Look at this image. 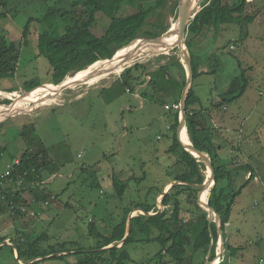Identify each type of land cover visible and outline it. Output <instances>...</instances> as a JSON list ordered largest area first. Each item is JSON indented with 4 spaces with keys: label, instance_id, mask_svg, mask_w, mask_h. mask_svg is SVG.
Instances as JSON below:
<instances>
[{
    "label": "rangeland",
    "instance_id": "rangeland-1",
    "mask_svg": "<svg viewBox=\"0 0 264 264\" xmlns=\"http://www.w3.org/2000/svg\"><path fill=\"white\" fill-rule=\"evenodd\" d=\"M42 1L46 0H14L15 4L12 9H15L17 3L25 5L19 11L17 18L13 15L15 12H9V6L6 10L0 6V14L7 12L6 16L0 19V43L2 40H6L9 43L13 42L19 48V62L15 76L0 80V115L5 112L2 106L9 109L26 110L23 106L13 107L15 97L12 94H27L28 91L25 89L31 84H39L38 87L49 84L44 86L47 89L55 87L50 85L56 84L51 83L53 67L59 62L62 55L43 53L39 45V35H44L46 41L50 42L61 35L60 29L48 21L34 22L29 29L26 44L23 40L24 26L28 18L40 16L42 13L39 8ZM47 1L49 2V0ZM177 1L179 2V0H165V4L159 9L166 27L174 26ZM35 5L38 7H34ZM123 5L125 6V3ZM151 5L154 6L155 1L125 8L123 15L134 12V9H147ZM262 17L263 15H260L259 20ZM154 20L157 18H151L150 21ZM108 23V19L100 14L96 25H94V32L97 35L103 34ZM224 27L229 28L226 31L217 30L208 37L207 45H210V50L197 61L199 72L207 69L210 73L213 68L217 69V72L199 75L194 81V91L201 99V105L207 109H214L212 112L216 115L218 111L213 108V104L222 103L220 95L227 91L233 79L241 73L239 65L241 64L242 68L247 70L250 79L248 89L238 101L226 105L228 111H224L222 108L223 120H218L214 139H217L215 142L217 145L223 147L219 153L220 156L228 158L235 146L237 152L238 148L243 149L246 158H249L250 154L254 153V149L250 147L251 142L248 145L245 143L246 139H243L242 143L237 142V139L241 134L255 143L256 138H254V134H251L253 129L249 125L246 130L243 129L239 125L242 124L240 119L234 118V116L238 114L239 118L244 120L252 112V109L264 107V82L260 74L264 75L260 67L264 60L259 49L260 40L257 39H246L239 43L236 49L231 50L234 44L232 38L234 35H238L239 28L235 25ZM253 31L254 25L250 27L251 34ZM141 39L138 41H142ZM153 39L146 38L144 40L153 41ZM20 43L23 45L20 46ZM137 43L139 42L135 44ZM47 49L53 51L49 46ZM171 51L172 49L158 55L137 54L132 64L135 62H140L139 64L153 63L161 55H166L162 59V63L166 64L169 56L174 55ZM181 53L184 52L180 51L179 58ZM48 55L52 56L49 58ZM182 58L183 67H186L184 54ZM89 72V69H86L73 77L78 79ZM176 72L177 69L172 68V74ZM140 73L142 70L135 71L136 75ZM109 77V79L99 78L96 80L97 84L93 86H89L88 83L80 85L76 83L67 89L60 90L59 92L63 93L61 102L36 97L37 101L29 104L31 109H28L27 113L0 117L1 179L8 171L9 166L12 165L10 154H17L19 160L26 150L41 152L36 149L48 148V158L62 166L61 168L59 166L61 170L56 171L53 175L45 176L43 184L31 182L20 187L21 180L19 182L10 181L9 183H13L15 191H24L29 187H46V192L50 197L52 196V201H42L39 206L32 209L22 206L21 210L24 209L23 211L29 214L25 219L14 216L15 219H19L17 224L9 219V214L0 217V237L9 236L5 241L11 246L13 244L10 239L15 235L22 236L25 234L24 232L35 235L42 246L69 242V250L64 253L70 254L67 260H46L39 264H80V259L73 253H76L78 249L94 251L99 242H102L92 233L91 224H94L96 234L108 236L113 227L122 219L124 210L133 203H155L151 213L165 210L161 193L169 191L170 186L174 184L172 179L174 173H177L174 165L181 155L179 151L177 153L169 152L175 137L172 126L176 122L173 124L172 110H166L165 106L171 107L175 99L172 92H169V88L168 95H159L160 100L155 103L140 100L142 98H136L135 94L137 91V95L141 96L142 88L137 90L136 87L133 91L130 88L124 89L122 83L118 82L119 75H110ZM10 90L15 92H8ZM207 117L201 120L202 125L213 132L210 126L211 122L207 121ZM233 122L237 125L232 126ZM31 126L34 127V134L38 136L36 138L42 142V146H38V144L27 146L23 141L26 139L20 138L21 131ZM241 129H243L242 133H240ZM186 132L190 142L187 126ZM26 138L30 141L29 134ZM261 141L264 145L263 137H261ZM5 148L7 151L4 150ZM260 158L253 160V163H258L257 169L264 173V162H258L264 160V152ZM15 165H17L16 162ZM82 168L86 169L85 176L79 174ZM208 172L206 168L205 175ZM85 177L88 179L86 182L84 181ZM114 177L125 182L129 181V187L123 199H119L115 192ZM94 179L99 183V187H92ZM2 187L3 185H0V188ZM253 187L256 191L252 195L244 194L239 198L240 205L243 206H234L235 211H233L231 222L227 225L226 236L224 237L222 234L224 243L222 253L227 251L228 244L238 247L239 252L235 256H231L228 254L229 252L223 254L222 264H264V188L263 186L259 188L256 185ZM49 188L52 193H49ZM65 188L67 192L61 194ZM152 188L157 190L155 198L150 193ZM158 190L161 191L158 193ZM180 190L187 192L184 188H178L176 191ZM208 192L210 197L211 191ZM23 193L26 200L34 201L33 194L28 191ZM189 195V192L183 193L180 197L184 212L182 219L186 225L198 217L197 213L189 214L188 212L193 206ZM199 195L200 193L198 198ZM239 210L248 212L250 221L252 220L255 228L248 226L241 229ZM207 214L209 216L210 213ZM138 215L145 214L135 210L129 217ZM215 223L216 225L219 223L218 217L215 218ZM180 238L181 234H177L176 241H179ZM216 246L218 251L217 242ZM160 250L161 247L157 243H135L129 247L132 258V262L129 264H158L157 254ZM187 250L186 264L190 262L191 264H205L207 261L208 254L206 255L204 251H198L195 254L191 246H188ZM103 257L110 259L108 255H103ZM14 258L18 261L16 252L13 257L9 251H3L0 255V264H20ZM23 263L25 262L22 261ZM209 264H216V262Z\"/></svg>",
    "mask_w": 264,
    "mask_h": 264
},
{
    "label": "trees",
    "instance_id": "trees-1",
    "mask_svg": "<svg viewBox=\"0 0 264 264\" xmlns=\"http://www.w3.org/2000/svg\"><path fill=\"white\" fill-rule=\"evenodd\" d=\"M13 1V3H12ZM155 1L154 6H150L144 10L134 9V12L123 15V11L128 7H136L142 4ZM44 3V4H43ZM125 3V6L123 5ZM14 0H0V6L5 10L9 6V12L13 13L17 18L19 11L25 7V5L17 3L15 9ZM165 4V0H49V2L42 1L39 4V8L42 10L40 16H31L28 18L26 25L24 26L23 40L26 44V38L29 34L31 25L48 21L57 26L61 35L55 39L46 41L44 35H39V45L43 53H58L62 55L59 62L54 65L52 73L51 83H60L67 77L73 76L76 73L90 68L89 66L95 64L98 61L112 57L118 50L130 45L137 39L148 37L155 38V33L165 30L167 27L162 20L161 12L159 9ZM249 3L246 0H203L202 9L193 19L186 32L188 37L194 42L195 46L207 45V40L210 35L221 27L226 25H235L239 28L238 41H242L247 38L249 24L255 21V17L247 13V7ZM179 2L177 1L175 9V20L178 14ZM34 7H38L35 5ZM7 12L0 14V19L6 16ZM104 15L109 23L106 26L103 34L97 35L94 32V25H96L98 16ZM157 18V20L150 21L151 18ZM236 43V41H233ZM23 43H20V46ZM51 47L53 51L47 49ZM192 58V49L189 44H186ZM173 56H169L168 63L163 64L162 59L166 55H161L153 63L137 64L133 67H128L123 70L119 75L118 82H121L124 89L130 88L131 91L139 84H144L146 75H151V79L148 81L147 86L141 92V95L146 100L159 101V95H168L172 92V86L175 92L180 90L183 72L185 71L180 58V49H172ZM48 55L47 57H51ZM205 55V54H204ZM196 58L193 83L189 96L187 99V114H186V126L188 128L191 142L201 147L207 152L211 159L216 163L218 175L211 190L210 199L214 205L216 213L220 217L222 229H226L231 219L232 207L236 198L241 194L242 190L250 184L253 174L255 173L254 167L247 163L236 168L233 166V158L223 159L218 154L222 147L217 145L212 139L209 129L203 127L204 125L200 116V111H197L194 107L200 102V99L196 96L194 91V81L202 72L198 71V58ZM19 48L16 47L13 42L9 43L6 40H2L0 43V80L5 78H13L16 74L19 62ZM212 59V58H211ZM213 60V59H212ZM100 63H106L100 62ZM96 64L92 67L105 66V64ZM157 66V67H154ZM241 73L236 76L231 82L227 91L220 95L222 105H229L244 96L248 89L250 79L247 75V70L243 69L241 64ZM177 69L176 76L172 77V68ZM142 70L139 75L135 74V71ZM144 74V71H146ZM180 71V73H179ZM217 72V69L213 68L210 74ZM78 74L75 75V77ZM75 77L69 78V80ZM187 83V79L185 81ZM38 85L31 84L25 90L30 91L37 88ZM52 88V87H50ZM170 91L168 92V89ZM38 89V88H37ZM49 89L40 87L35 91H47ZM129 90V89H128ZM32 91V92H35ZM126 91V90H125ZM8 92H15L10 90ZM176 105L179 104V93L175 96ZM10 104V102H8ZM174 104V105H175ZM1 107V105H0ZM4 110L8 108L2 106ZM179 118V111L176 112L175 121ZM174 126H172L173 129ZM35 129L33 126L25 128L21 131L20 138L24 144L29 146L31 144H38L42 146V142L36 138L34 134ZM180 133V126L178 128ZM30 135V141L26 138L27 134ZM178 133V135H179ZM26 135V136H25ZM36 139V140H35ZM7 151V149H4ZM41 152L25 151V153L17 159V154H10L11 158V175L4 181H0V217L9 214L13 223L17 224L19 219H25L29 213L21 210L24 206L27 209H32L35 206H39L42 201H52L50 195L46 192V187H29L24 191H28L33 194V202H29L24 198V191H15L10 181H20L19 186L24 187L26 184H30L34 181H43L45 176H51L56 171L61 170L60 166L53 159L48 158V148L36 149ZM181 152L179 159L176 161L174 168L177 169V173H174L172 181L188 182L196 184L205 177L206 166L198 158H195L192 154L182 148L176 137L173 138V145L170 148L171 153ZM46 156V158H45ZM19 161L18 165H15L16 161ZM60 166V168H59ZM232 166V167H230ZM247 170V171H246ZM79 174L86 175V169L82 168ZM252 172L251 178L244 184L236 186L235 184V172ZM84 175V176H85ZM173 175V174H172ZM215 176V174H214ZM85 182L88 181L85 177ZM93 188L99 187L97 180L92 181ZM113 186L119 199L124 198V194L129 187V181H122L120 178H113ZM178 188H184L183 190L176 191ZM50 191V188H49ZM161 190H158V193ZM67 189L65 188L61 194H65ZM192 202V209H189V214L197 213V218L186 225L182 219L183 207L181 201V195L188 193ZM201 191L199 190V193ZM49 193H52L51 191ZM152 196L157 195V190L151 189ZM57 197V196H55ZM54 197V198H55ZM199 198L196 196V188L190 185L178 184L175 185L172 190L167 193L162 200L165 210L162 214L157 216L138 215L131 219L134 226L133 232L126 240L125 245L122 248H111L105 251L99 250L121 241L130 224L128 218L135 210L141 211L143 214L146 212V208L149 212L152 211L154 204L146 203H133L124 210L123 217L118 224H116L111 233L108 236L95 233L94 224H91L92 233L100 239L99 245L95 247L94 251H85L78 249L76 255L80 259V264H129L132 262L129 247L135 243H157L160 245L161 250L157 254L158 264H186L187 247L191 246L196 254L198 251H204L207 255L210 252V262L216 256V242L218 243V232L215 228L214 222L212 225L209 223L207 211L198 203ZM50 205V204H49ZM210 206V202L208 201ZM135 206V207H134ZM141 206V207H140ZM134 207L133 209L129 208ZM158 213V212H157ZM155 213V214H157ZM38 214V213H37ZM19 216V217H18ZM13 218V219H12ZM131 227V224H130ZM131 229V228H130ZM17 237L16 235L10 239L13 246L18 250L20 257L24 262L38 259L41 257H47L43 260H39L32 264H39L46 260L65 261L70 254H62L60 256L48 257L51 255L65 253L69 250V242L59 243L58 245H41L32 233H26ZM224 237L226 231L222 232ZM177 234H181L179 241H176ZM141 236V237H140ZM9 236L0 237V244L7 240ZM211 243L212 247H211ZM237 248L229 246V253L231 256H235L238 253ZM3 251H9L11 255L15 256V250L7 245L0 246V255ZM228 251V246H227ZM109 256L110 259L104 258ZM18 263V261L14 258ZM165 260V262H164ZM191 264V262L189 263ZM222 264V262L220 263Z\"/></svg>",
    "mask_w": 264,
    "mask_h": 264
},
{
    "label": "water",
    "instance_id": "water-1",
    "mask_svg": "<svg viewBox=\"0 0 264 264\" xmlns=\"http://www.w3.org/2000/svg\"><path fill=\"white\" fill-rule=\"evenodd\" d=\"M202 2H203V0H193V1H190L189 4H187L185 2V0H179L178 14H177L176 20L174 21V26H172V29L170 27H167L165 30H162V31H159V32L155 33V41L156 40H159L160 37L170 36L172 32H173L172 35L176 32V33L179 34V41L180 42H184L185 44H189L190 47H191V49H192V61H191V64H190L189 67H184L185 71L183 72V76H182V79H181L180 102H179V104H180L179 105L180 106V113H179V118H178V120H177V122L175 124V127H174V132H175V137H176L179 145L182 148H184L186 151H188L190 154H192L195 158L200 159L205 164V166H207V164H210L211 165V175H207L206 174L205 177L201 181H199L198 183H196V184L188 183V182H178V181H175L174 184H172L170 186V190L169 191H163L161 193V195L163 197L167 193H169L175 185H178V184L190 185V186L195 187L196 188V195L198 196L199 190L200 191L202 190V187L205 186L211 180V177L214 174H215V179H214V184H215V181H216V178H217V175H218L217 165L211 159L210 155L207 152H205L201 147H198V146L194 145L191 142V140H190L189 143L183 144L182 141H181V138L178 135V133H179L178 132L179 126L182 123H185L186 124L187 99H188L189 92H190L191 87H192L193 74H194V68H195V62H196V58L198 56L197 47L195 46L194 42H192V40L188 37V34L186 32V29H187L189 23L193 19H195V17L197 16V14L201 11V9H202V7H201ZM146 38H148V37H143L141 40H144ZM138 40H140V39H137L136 41H138ZM136 41H134V42H136ZM128 46H126V47H128ZM126 47H124V48H126ZM124 48L118 50L112 57L106 58V59L101 60V61H98V62H96L95 64H93L91 66H94V65H96V64H98L100 62H104V61L105 62H108L109 63L108 66L109 67L106 69V71H104L102 73L103 75H108V74L114 73L118 68L124 67V69H125V68L133 67L134 65L139 64L140 62H135V64H132L135 61L134 57H135V55H137L136 53H131V55H129V56L123 58V59H119L122 56V55H120L119 52L121 50H123ZM178 48H179V46H178ZM182 57H183V54L181 53L180 61H181L182 65H183V60H182L183 58ZM130 64H132V65H130ZM91 66H89V67H91ZM80 72H83V71H80ZM80 72H78L76 74H79ZM189 72L191 73V82H190L189 85H187L185 83V81H186V78H187ZM93 74H95V73H93ZM73 76L67 77L64 81H62V82H60L58 84H50V85H54V86L64 85V87L62 89H66L67 87H69V86H71L73 84H76V83H83L84 84L85 82L91 80V79H89V80L86 81L85 80L86 79L85 77H81V78H78V79H73V81H70L69 78H71ZM46 85H49V84H46ZM46 85H42L40 87H44ZM40 87H37V88H40ZM37 88H35V89H37ZM35 89L30 90V91H28L26 93H30V92L34 91ZM209 202H210V206H211V212H210L209 216H207V217H208L209 223L212 225L215 222L216 216L219 218V221H220V217L216 213L217 211H215L214 205L212 204L210 197H209ZM198 203L201 206V203L199 201H198ZM144 211L146 212L145 213L146 216H157V215L162 214V212H158L157 214L151 213L146 208H144ZM132 218L133 217H129V221H130V224H131V229H130V231L127 230L124 238L121 241H119L115 245H111V246H108V247H105V248H102V249H99V250H95V251H105V250H108V249H111V248H122L125 245L126 240L129 238V236L133 232L134 226H133L132 221H131ZM214 226L217 229L218 234H219V232H223V231H226L227 232V229H222V227H221V221H220V224L219 225H215L214 224ZM228 240H229V238H228ZM212 244L213 243H211V247H212ZM3 245H7L9 247H12L15 250L16 254H17L18 262L20 264H22V261L23 260L20 257V254H19L18 250L14 246H11L8 243H6V241H4V242H2L0 244V246H3ZM229 246L230 245L228 244V251H226L225 253H217V250H216V256L214 257L213 260H211V262H210V253H211V248H210V252L207 255L208 257H207V261L205 262V264L214 263L216 261H218L220 263L221 262V259L223 257V254H226L227 252H229ZM60 255H62V253L55 254V255H51V256H48V257H53V256L55 257V256H60ZM45 258H47V257H41V258H38V259H33V260L27 261V262H25L23 264H32V263H35V262H37L39 260H43Z\"/></svg>",
    "mask_w": 264,
    "mask_h": 264
},
{
    "label": "crops",
    "instance_id": "crops-1",
    "mask_svg": "<svg viewBox=\"0 0 264 264\" xmlns=\"http://www.w3.org/2000/svg\"><path fill=\"white\" fill-rule=\"evenodd\" d=\"M247 13L249 15L254 16L255 17V21L248 25V27H247L248 37L246 39H257V40H260L259 49L261 50V53H262V56H263V60H264V31H263V29H264V0H255L253 2H249V5L247 7ZM260 15H263V17L259 20ZM252 25H254V31L251 34L250 33V27ZM223 27L220 28L223 31H226L229 28V27H224V28ZM238 37H239V32H238V35H234L233 38H232V41L233 40L236 41V43L233 42L234 43L233 46L231 45L232 47H234L233 49H236L237 46L239 45V43H241L242 41L246 40V39H244L242 41H238ZM231 46H230V48H231ZM196 47H197V51H198L197 52L198 53L197 57H201L202 55H204L205 53L209 52V50H210V45H202V46H196ZM154 67H157V66H154ZM260 67L262 68V70L264 72V62H262L260 64ZM87 69H89V68H87ZM179 73H180V71H179ZM202 73L203 74H206V73L210 74L207 69H206V71H202ZM144 74H146V72ZM260 74L262 76V81L264 82V75L262 73H260ZM176 75H177L176 73L172 74V77H177ZM144 78L146 79V82L144 84L137 85L136 86L137 90H139L140 88H142V90H143L147 86L148 81L151 79V75H146ZM180 83H181V80H180ZM180 89H181V87H180ZM137 93L138 92L136 91V94H135L136 98L140 99V97H141L142 99H140V100H146L145 98L142 97V95L138 96ZM178 93H179V102H180V90H179V92L178 91L175 92V89L172 86V96L174 97V99H175V96ZM196 96L198 97V94ZM146 101H150V102H153V103L156 102V101H151V100H146ZM175 103H176V100L172 103V105H174ZM178 105H180V104H178ZM167 106H165L166 110H168V111L172 110V119H173V124H174L176 122L175 121L176 112L179 111V113H180V110L170 109V108H167ZM194 108L197 111H200L201 114H200L199 118L201 120H204L205 117L208 116L207 117V121L211 122L210 126L213 129V132H211L212 139L214 140L213 142H216L217 139H214V135L217 133L215 131L216 130L215 128H217L218 120H223L222 108H223L224 111H228V108L226 107V105L213 104V108H215L216 111H218L217 114L214 115V113L212 112L214 109L213 110L207 109L203 105H201V99H200V102L197 103ZM234 118L240 119L239 121L242 124H239V125L242 126L243 129H245V130L247 129V127L249 125L253 129L251 134H254V138H256V139L254 140L255 143H253V140H251L249 138H245L244 136H241V134H240V136L237 139V142H241V143H242L243 139H246L245 143L248 144V145L251 142V146L250 147L252 149H254V153L250 154L249 158H246L247 156L245 155V153H244L245 151L243 149L238 148V152H237L235 146H233V150L231 151V154L229 155L228 158L220 156L223 159L233 158V161H234L233 162V166L235 168L237 166H241V165L249 163V164H251L254 167V170H255V173L253 174V178H252L250 184H248V186H246L242 190L241 194L236 198L235 203H234V205L232 207L233 211H235L234 210V206H238V207L239 206H241V207L243 206V205H240V202H239V198L240 197H242L244 194L252 195L256 191V189L253 186L256 185L259 188H261V186H263V188H264V173L259 172V170L257 169L256 166H258V163H253V160L261 159L260 156L264 152V145H262V141H261V137L264 138V107H261V108L256 107V108L252 109V112H250L249 116L246 119H244V120L239 118L238 114L236 116H234ZM231 125L232 126H236L237 124L235 125V123L233 122ZM243 129L240 130V133L243 132ZM216 138H218V137H216ZM219 146H221V145H219ZM222 149H223V147H222ZM221 151L222 150H219L218 154ZM243 158H245V159H243ZM245 161H247V162H245ZM258 162H264V160H259ZM230 167H232V166H230ZM246 171L245 172H242V171L235 172V175H236L235 184H236V186H239L241 184L246 183L251 178L252 172L251 171L250 172H246ZM233 211L231 213V219H232V216H233ZM238 216H239V226L241 227V229H245V227H248V226H250L251 228H255V226L252 224V220L250 221V217H249L248 212H243L242 210H239ZM231 219H230V222H231ZM234 248L238 249V247H236V246H234ZM238 252H239V250H238Z\"/></svg>",
    "mask_w": 264,
    "mask_h": 264
},
{
    "label": "bare ground",
    "instance_id": "bare-ground-1",
    "mask_svg": "<svg viewBox=\"0 0 264 264\" xmlns=\"http://www.w3.org/2000/svg\"><path fill=\"white\" fill-rule=\"evenodd\" d=\"M190 1H193V0H185V2L187 4H189ZM170 28L172 29V27H170ZM172 33H171L170 36L160 37V39L156 40V41H155V39H153V41L152 40L136 41V42H139V43L135 44L136 42H134L131 45H129L128 47L124 48L123 50H121L119 52L120 55H122L119 59H123V58L129 56V55H131V53H136V54H140V55H142V53H145V54H148V55H150V54L158 55L160 53H165V52L170 51L171 48L173 49L174 47L179 46L180 49L184 52L183 53L184 56H185V63L184 64H186V67H189L190 64H191L192 58H191V54H190L186 44L184 42H180L179 41V34L178 33L175 32L173 35H172ZM100 64H105V66H97V67H92L91 66L92 69L89 68L90 72L87 73V74H84V77L86 78L85 79L86 81L91 79L90 81H87L84 84L88 83L89 86H93V85L97 84L96 80H98L99 78L106 77L107 79H109L110 75L118 76L124 70V67H122V68H118L114 73H111V74H108V75H103L102 73L104 71H106V69L109 67L108 66L109 63L106 62V63H100ZM85 70H83V71H85ZM81 73H79V74H81ZM93 73H95V74H93ZM190 82H191V73L189 72V74L187 76V83L186 84L189 85ZM80 84H83V83H78V85H80ZM63 87H64V85H60V86H55L53 88H49V90H47V91H35V90H38L39 89L38 88V89L34 90L35 92H30V93H27L25 95H22V94L20 95L18 93H14V94H12V96L15 97V104H14L13 107L14 108H18L20 106H23L24 108H26V110H24V109L23 110H15V109H9L8 108L9 110H7L4 113H2L0 115V117H3L4 115H19V114H22V113H27V110L31 109L29 104L32 103V102L37 101L36 97H43V98H47L49 100H54V101L61 102V98L63 96V93H61L59 91L60 90H64V89H62ZM0 95H1V93H0ZM179 137L181 138V141H182L183 144L189 143L188 137H187L186 124L185 123H182L180 125ZM206 167H207V169L209 171L207 173V175H211V165L207 164ZM214 179H215V176L213 175L211 177V180L205 186L202 187V190H201L200 195H199V202L201 203V206L203 207V209L205 211H207V213L211 212V208L209 207L207 200H208V197H209V192L208 191H211L213 189ZM206 192H208V193L206 194ZM206 195H207V197H206ZM219 224H220V221H219V223L217 225H219ZM130 228L131 227H130V224H129L128 231H130ZM222 234H223L222 232H219V234H218L219 250L217 251V253H222V251H223V244L224 243H223V240H222ZM217 263H218V261H216V264Z\"/></svg>",
    "mask_w": 264,
    "mask_h": 264
},
{
    "label": "built area",
    "instance_id": "built-area-1",
    "mask_svg": "<svg viewBox=\"0 0 264 264\" xmlns=\"http://www.w3.org/2000/svg\"><path fill=\"white\" fill-rule=\"evenodd\" d=\"M248 3L249 2H253V1H255V0H246ZM234 48V47H233ZM233 48H231L232 50H233ZM167 108H170V109H175V110H180V106L179 105H172L171 107L170 106H167ZM16 164L18 165L19 164V161L17 160L16 161ZM11 175V166H9V169H8V171L2 176V178L3 179H1L0 178V181H1V183H2V181H4L5 179H7V178H9V176ZM34 182H36V181H34ZM45 181L43 180V181H37V183H44ZM36 183V184H37ZM24 210V209H23Z\"/></svg>",
    "mask_w": 264,
    "mask_h": 264
}]
</instances>
